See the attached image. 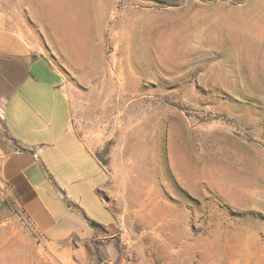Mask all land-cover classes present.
Segmentation results:
<instances>
[{
  "label": "rangeland",
  "instance_id": "obj_1",
  "mask_svg": "<svg viewBox=\"0 0 264 264\" xmlns=\"http://www.w3.org/2000/svg\"><path fill=\"white\" fill-rule=\"evenodd\" d=\"M0 32L62 73L116 264H264V0H0ZM14 151L0 121V264H105L35 230Z\"/></svg>",
  "mask_w": 264,
  "mask_h": 264
},
{
  "label": "crops",
  "instance_id": "obj_2",
  "mask_svg": "<svg viewBox=\"0 0 264 264\" xmlns=\"http://www.w3.org/2000/svg\"><path fill=\"white\" fill-rule=\"evenodd\" d=\"M0 121L15 144L3 163V178L35 230L53 246L97 244L106 264H116L114 237L99 235L108 236L115 224L101 196L107 175L73 131L64 77L20 35L8 32H0ZM98 207L111 215L102 225L108 234L86 218Z\"/></svg>",
  "mask_w": 264,
  "mask_h": 264
},
{
  "label": "water",
  "instance_id": "obj_3",
  "mask_svg": "<svg viewBox=\"0 0 264 264\" xmlns=\"http://www.w3.org/2000/svg\"><path fill=\"white\" fill-rule=\"evenodd\" d=\"M90 226L93 229H98V230L102 231L103 233L108 234V231L101 224H99V223L90 222Z\"/></svg>",
  "mask_w": 264,
  "mask_h": 264
},
{
  "label": "bare ground",
  "instance_id": "obj_4",
  "mask_svg": "<svg viewBox=\"0 0 264 264\" xmlns=\"http://www.w3.org/2000/svg\"><path fill=\"white\" fill-rule=\"evenodd\" d=\"M132 32H134V30H132ZM134 35H135V33H134ZM134 35H133V37H134ZM130 63L131 64H134V59L132 58V57H130ZM132 75L131 74H129V77H131ZM133 140V139H132ZM131 140V141H132ZM134 141V140H133ZM128 152V150H127V148L122 152V155H125L126 153Z\"/></svg>",
  "mask_w": 264,
  "mask_h": 264
},
{
  "label": "trees",
  "instance_id": "obj_5",
  "mask_svg": "<svg viewBox=\"0 0 264 264\" xmlns=\"http://www.w3.org/2000/svg\"><path fill=\"white\" fill-rule=\"evenodd\" d=\"M101 255V254H100ZM106 264V263H105Z\"/></svg>",
  "mask_w": 264,
  "mask_h": 264
}]
</instances>
